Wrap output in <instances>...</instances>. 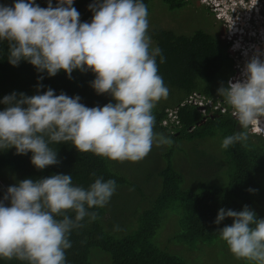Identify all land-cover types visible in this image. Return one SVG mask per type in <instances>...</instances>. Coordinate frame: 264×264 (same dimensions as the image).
Here are the masks:
<instances>
[{
	"label": "clouds",
	"instance_id": "9594fccd",
	"mask_svg": "<svg viewBox=\"0 0 264 264\" xmlns=\"http://www.w3.org/2000/svg\"><path fill=\"white\" fill-rule=\"evenodd\" d=\"M73 5L74 0H57L55 6L48 0L47 7L36 0L0 4V41L8 43V61L13 66L27 61L50 77L61 70L69 79L74 70L91 71V86L112 101L88 107L79 95H57L51 87L40 92L43 84L34 95H5L0 100L6 106L0 110V151L14 147L16 154L31 152V163L43 170L60 163L52 143L71 142L78 152L120 162L144 159L154 143L171 145V139L154 132L153 109L168 97L169 88L159 74L156 57L160 63L166 58L152 47L147 5L143 0H93L90 22H81ZM262 55L257 49L240 77L217 89L243 129L225 137L223 149L237 142L246 147L250 135L264 136ZM116 188L114 179L103 177L85 188L64 173L8 186L0 198V258L66 264L72 230L83 227L86 217L95 221L98 214L89 209L106 206ZM226 218L233 222L217 231L234 257L264 264V218L249 205L239 211L220 208L214 223Z\"/></svg>",
	"mask_w": 264,
	"mask_h": 264
},
{
	"label": "trees",
	"instance_id": "16d2710c",
	"mask_svg": "<svg viewBox=\"0 0 264 264\" xmlns=\"http://www.w3.org/2000/svg\"><path fill=\"white\" fill-rule=\"evenodd\" d=\"M164 1L169 8L179 10L193 0ZM52 2L55 6L57 0ZM92 2L74 0L73 6L80 12L81 22H90L93 13L88 6ZM143 2L151 11L153 0ZM36 3L47 7L48 0H36ZM0 4L12 5L13 0H0ZM149 35L154 42L152 47H159L166 58L164 63H160L159 56L156 60L170 96L166 101L160 100L153 109L154 132L172 140L171 145L165 144L168 147L162 154L165 166L152 173L154 179L159 178L154 189L146 191L142 184L132 183L114 160L91 152H78L71 142L52 143L50 147L58 152L60 163L43 170L31 163V152L16 154L14 147L0 151V198L8 186L19 180L59 173L71 174L73 183L85 188L96 178L103 177L105 181L114 179L116 189L131 184L141 194L132 213L124 222L119 221L118 230L111 226L117 217L110 203L89 209L96 212L98 218L90 221L86 217L81 222L83 227L72 230L69 237L72 247L65 250L66 264H93L90 260L92 248L106 252L111 264H188L183 251H194L200 244L208 245L220 239L218 228L233 222L232 218H226L220 225L214 223L220 208L239 211L249 205L259 218H264L260 208L264 200V136L250 135L246 147L243 142L227 149L221 147L225 137L243 131L232 115L231 107L217 94L221 83L226 85L235 74V60L219 46L216 36L203 29L188 35L153 28ZM7 49V41H0V100L13 92L29 96L37 94L38 85L43 84L40 92L51 87L57 95L61 92L72 97L79 95L80 102L88 107L103 106L112 101L111 96L97 94L91 86L90 82L95 79L91 71L74 70L69 79L61 70L50 77L46 71L38 72L27 61H21L19 66L11 65ZM40 76L44 77L42 81L38 79ZM194 92L215 101L222 99L226 111L219 108L213 113L210 109L204 113L197 104L187 102ZM5 107L0 103V110ZM170 109L177 112L180 123L174 128L163 124ZM212 142L217 144L215 149L208 145ZM189 145L192 155L199 154L202 160L198 161V169L194 168L199 170L198 173L192 174L187 181L184 173L175 166V156L185 154L190 158ZM250 188L258 191L250 192ZM68 214L75 215L73 212ZM166 227L168 232L163 235ZM224 245L227 246L225 241ZM0 264L27 262L0 258Z\"/></svg>",
	"mask_w": 264,
	"mask_h": 264
},
{
	"label": "rangeland",
	"instance_id": "374dc122",
	"mask_svg": "<svg viewBox=\"0 0 264 264\" xmlns=\"http://www.w3.org/2000/svg\"><path fill=\"white\" fill-rule=\"evenodd\" d=\"M151 7L152 9L149 11V30L153 28H166L179 34L190 35L197 29H204L209 33L213 32L216 34L217 31L222 34L221 32H223V26L226 27V23L222 21V18L216 20L217 27L213 28L208 26L210 22L208 17L210 7L206 3H202V0H193L186 7L179 10L169 8L164 0H153ZM226 10L227 8L224 9L225 12ZM153 43L154 42L152 41V44ZM238 60L240 64L238 65L243 67L245 63L241 61L245 59L239 58ZM247 60L249 59H246V61ZM221 73L224 74V71ZM237 74L240 75V73ZM169 98L170 96L168 95L166 99L161 100L166 101ZM166 145L162 144L157 146L154 143L150 153L144 159L137 162L127 160L123 162H114L120 171L124 173L132 183L136 185L142 184L146 191H151L159 182V178L154 179L152 173L165 166V158L162 157V154L167 150L168 146ZM208 145H211V149H215L217 147L215 142H212V144L209 143ZM201 148H203V145H201ZM189 149L190 145L187 147V150ZM192 153L190 149V158H187L185 154H178L175 156V166L184 173L187 177V181L191 179L190 177L192 174L198 173L199 170L195 171V169H198V161L202 160L199 154L192 155ZM206 159L209 161L207 157ZM140 198L141 194L138 193L131 184L128 186H120L116 189L109 201L117 217L114 219L113 224H111L113 228L121 225L119 221H125L126 216L132 213V208H135V206L139 203V200H141ZM260 208L264 213V200L262 201ZM167 232L168 227L162 231L163 235H165V233L167 234ZM221 243H223V245ZM183 253L188 264H253V262L236 259L230 252L229 248L224 245V241L222 239L214 240L208 245L200 244L198 249L189 252L183 251ZM90 260L93 264H111L110 256L99 248H92Z\"/></svg>",
	"mask_w": 264,
	"mask_h": 264
},
{
	"label": "flooded vegetation",
	"instance_id": "af4514ba",
	"mask_svg": "<svg viewBox=\"0 0 264 264\" xmlns=\"http://www.w3.org/2000/svg\"><path fill=\"white\" fill-rule=\"evenodd\" d=\"M224 3L225 2L222 1V4ZM253 3H256V6H252ZM246 4L247 5L241 8L239 17H236V15L232 12H227L228 16H230V20L232 21L231 25L236 26L242 33V35L240 36L241 39L240 41L243 46V49H245L246 51L245 54L243 55V58L245 60L241 61L243 63L246 62V59H250L253 53L257 49H259L261 53H264V0H257L255 2H252V0H246ZM216 7L217 6H213L212 8H210V12H208L209 16L207 15L210 19L208 26H211L213 28L217 27L216 20H219L221 18L220 15L215 11ZM245 7L246 10H244ZM254 7H259L258 14L260 17L258 19H255V15H253L251 12L252 9L250 8L254 9ZM222 21H225V19H223ZM229 29L230 26H226V27L223 26V32H221L222 34H220L217 31L216 34H214L213 32H211V34H213L218 38V42H220L219 46L223 48L225 51H227L230 54V56L233 58V60H235V58L238 57L237 54L234 55L233 47L235 46L234 40L238 39V34L232 36L231 42L228 41L227 36ZM261 59H264V55L261 56ZM238 61L235 60V64H236L235 74H237L239 71L240 64Z\"/></svg>",
	"mask_w": 264,
	"mask_h": 264
},
{
	"label": "built area",
	"instance_id": "2783aa9c",
	"mask_svg": "<svg viewBox=\"0 0 264 264\" xmlns=\"http://www.w3.org/2000/svg\"><path fill=\"white\" fill-rule=\"evenodd\" d=\"M222 1H224L225 3L222 4ZM255 1L257 0H252V2ZM202 3H206L210 8H212L213 6H217L215 11L220 15L222 19H225L224 22L226 23V26H230L227 36L228 41L231 42L232 36L238 34V39L234 40L235 46L233 47V52L234 55L237 54L238 58H235L236 61H238L239 58L243 59V55L245 54L246 51L245 49H243V46L240 41L241 40L240 36L242 35V33L236 26L231 25L232 21L230 20V16H228L227 12H232L236 15V17H239L241 8L247 5L246 0H202ZM252 6H256V3H253ZM225 8H227L226 12L224 11ZM250 9H252L251 12L253 15H255V19H258L260 17L258 14L259 7H254V9L253 8ZM244 10H246V7L244 8ZM239 67H240L239 69L240 72L238 71V73L241 74L243 67L242 66ZM239 77H240L239 74H235L231 76L230 79L235 80L236 78ZM222 101L223 100L220 98H218V100L215 101L213 98H207L197 92H194L187 98V102L197 104L200 110H202L204 113H207L209 109H210V113H213L214 110H217L219 108H221L222 111H226L227 106L224 105ZM176 113L177 112L175 110H171V109L168 110V116L163 120V124L169 126L170 128H174V126L180 124Z\"/></svg>",
	"mask_w": 264,
	"mask_h": 264
}]
</instances>
